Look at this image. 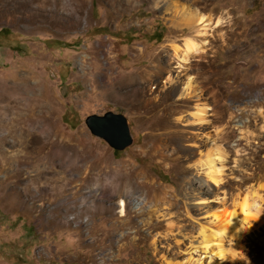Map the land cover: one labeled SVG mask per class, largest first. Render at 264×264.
<instances>
[{"label": "rangeland", "instance_id": "1", "mask_svg": "<svg viewBox=\"0 0 264 264\" xmlns=\"http://www.w3.org/2000/svg\"><path fill=\"white\" fill-rule=\"evenodd\" d=\"M202 16L221 21L206 36ZM13 76L32 81L20 122ZM109 111L128 118L125 151L85 124ZM256 202V231L223 236L237 257L217 264H264V0H0V264H186L209 255L198 218Z\"/></svg>", "mask_w": 264, "mask_h": 264}, {"label": "bare ground", "instance_id": "2", "mask_svg": "<svg viewBox=\"0 0 264 264\" xmlns=\"http://www.w3.org/2000/svg\"><path fill=\"white\" fill-rule=\"evenodd\" d=\"M193 20V19H192ZM194 21V20H193ZM197 24L202 28V33L204 36H206L209 31H212L215 27L219 26L221 21L214 23L215 27H213V22L211 20H209L206 16H202V17H198L197 19ZM196 22H193V24ZM205 45V44H204ZM203 49V44L200 42H196V41H187L184 45H182L181 47H177L176 48V52L178 53V56L180 58V61L183 64H188L192 57L194 55L200 54L202 52ZM19 72V71H18ZM17 74V73H16ZM19 75V74H18ZM13 79L15 80V87H13L12 89H7L6 87L3 88V91H12L13 96L14 94H16L17 96H19L22 100H27L29 102L28 108L26 109L27 112H29V114L27 112H25L24 109H22L20 106L17 107L15 115L17 118H15V121L20 122L22 121L24 118L26 119L29 116H32V112L34 110V105L32 104V100H31V96L28 94V91L25 89L26 86L30 85V81L29 77H22V76H18V78H16L15 76H13ZM193 88L191 87V85L188 83L185 84V86L183 87V92L189 95H192L193 92ZM4 109V108H3ZM208 108L207 107H201L200 109L197 110V114L199 115V117L202 118H206L207 117V113L206 110ZM158 130V127H157ZM155 137L158 139V133H156ZM158 144V143H157ZM156 144V146H157ZM158 155V152L156 153ZM220 154V156H218L216 159L222 163V165H224L223 161L225 160L222 156L221 153H218V155ZM222 155V156H221ZM199 165L200 171L203 172V174H205L207 177V181L203 179V187L206 189L205 193L201 194L200 198H203V204H206L210 207V201H208L209 199L207 198L208 196H212L213 194V190L211 189V183H214L216 185L221 184L224 179L222 178V175H224V167L219 168L218 170H216V166L214 163V159H212L211 157H209L208 160L205 161H200ZM118 174V173H117ZM219 174V175H218ZM116 176V175H115ZM117 178H119V175H117ZM116 178V179H117ZM127 179V178H126ZM125 179V180H126ZM128 180V179H127ZM120 181V180H119ZM202 181V179H201ZM117 183V180H116ZM121 184H124L121 182ZM121 184H116V187H119V185ZM127 184L123 185V188L126 186ZM152 195L153 198H155L156 203L152 206H150V210L152 211V213H158V189L157 187L151 186V189L149 190ZM122 196V195H121ZM120 196V197H121ZM199 198V197H197ZM120 210L119 212L122 215L126 214V202L124 199H120ZM225 202V199L222 200V203ZM137 204V208L139 210L140 213H142L143 211H141V206L143 205L142 201H138L136 202ZM195 204H200V203H195ZM211 215L209 217H211L213 220L212 221H208V222H201L200 219L202 218H198V224H199V231H200V237L203 238V240L199 243L198 246L193 247V249H197L194 250V252H200L201 250L205 251V254H209L207 257L205 256L204 258H200L190 262H186V264H205L206 260V264H217L216 263V259L217 257H226L228 258L229 256L231 258L236 259V252L233 253L231 252L229 249H227L224 245V243L222 242V238H224L223 236H227L230 233H234L236 236V238L238 239V242L242 240L243 235H247V233H254L256 230L253 229L252 227L254 225L251 224V222L253 220H258L259 216H260V205H258V203L256 202L253 205H248L247 203H245L243 205V210H242V214L243 216L240 218L239 216H237L236 213L232 214L231 216H229V218L224 221L222 220L223 218H221V215L219 214V211L215 208V209H211ZM251 224V225H250ZM246 225H248V227H246ZM252 226V227H251ZM216 227L222 228V230L217 229ZM247 229H245V228ZM230 234V235H231ZM233 236V235H231ZM219 241V242H218ZM242 249V248H241ZM238 254V253H237ZM225 259V258H224ZM221 260V259H220ZM227 260V259H226ZM229 260V259H228ZM230 261V260H229Z\"/></svg>", "mask_w": 264, "mask_h": 264}, {"label": "water", "instance_id": "3", "mask_svg": "<svg viewBox=\"0 0 264 264\" xmlns=\"http://www.w3.org/2000/svg\"><path fill=\"white\" fill-rule=\"evenodd\" d=\"M85 124L96 138L115 151H125L134 144L130 123L122 113L92 114L85 119Z\"/></svg>", "mask_w": 264, "mask_h": 264}, {"label": "trees", "instance_id": "4", "mask_svg": "<svg viewBox=\"0 0 264 264\" xmlns=\"http://www.w3.org/2000/svg\"><path fill=\"white\" fill-rule=\"evenodd\" d=\"M65 121H66V122H68V120H67V119H65ZM74 128H75V127H73V126H72V129H74Z\"/></svg>", "mask_w": 264, "mask_h": 264}, {"label": "built area", "instance_id": "5", "mask_svg": "<svg viewBox=\"0 0 264 264\" xmlns=\"http://www.w3.org/2000/svg\"><path fill=\"white\" fill-rule=\"evenodd\" d=\"M87 221H88V219L85 218V222L84 223H86Z\"/></svg>", "mask_w": 264, "mask_h": 264}]
</instances>
